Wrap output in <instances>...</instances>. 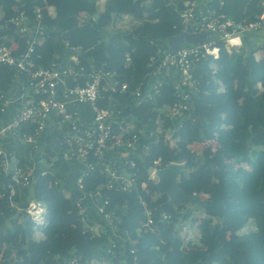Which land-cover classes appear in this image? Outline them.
Returning <instances> with one entry per match:
<instances>
[{
	"label": "trees",
	"instance_id": "1",
	"mask_svg": "<svg viewBox=\"0 0 264 264\" xmlns=\"http://www.w3.org/2000/svg\"><path fill=\"white\" fill-rule=\"evenodd\" d=\"M101 1L48 0L54 7L51 14L46 0H0V46L17 45L14 55H21L26 38L18 34L13 20L21 14L34 19L40 8L50 33L35 45V69L47 68L53 61L67 62L72 48L82 47L79 55L87 72L92 66L117 71L119 80L134 91L149 80L151 59L159 60V49L170 51L171 40L185 31H198L205 18L248 24L264 11L263 0H210L206 6L198 0L193 23L185 24L181 14L193 0H104L100 9ZM125 18L132 24L120 27ZM215 41L221 49L218 59L195 60L196 93L187 103L181 126L164 114L177 100L170 78L161 77L164 83L153 100L140 103L130 93L121 97V109L136 130H144L137 177L129 191L107 189V178L92 156L89 161L95 168L84 176L82 190L77 181L85 166L70 161L76 171L73 177L45 169L32 187H16L11 196V175L5 173L0 156V217L7 223L0 230V264H70L74 259L79 264H264V45L247 52L245 37V48L230 53L217 36ZM16 75L15 68L0 66V92H10ZM219 95L230 98L233 106L213 107ZM3 106L0 97V119L8 121L7 112L1 113ZM153 113L169 128L159 141ZM36 126L24 127L22 133L33 134ZM114 133H119L117 127ZM212 139L219 143L214 151L189 154L185 149ZM53 157L54 152L45 155L48 164ZM170 163H185L178 185L186 194L206 196L200 219L190 211L181 216L183 205H170L168 194L160 193L150 178L151 170ZM19 165L27 166V160L22 157ZM98 192L96 201L113 215V227L99 210L98 219L89 220L93 211H86L87 203L84 215L77 206L84 194ZM33 199L47 207L43 226L25 211ZM148 211L152 227L145 226ZM164 212L169 219L162 218ZM189 220L200 233L196 243L178 231L180 221ZM38 230L44 238L37 239Z\"/></svg>",
	"mask_w": 264,
	"mask_h": 264
},
{
	"label": "built area",
	"instance_id": "2",
	"mask_svg": "<svg viewBox=\"0 0 264 264\" xmlns=\"http://www.w3.org/2000/svg\"><path fill=\"white\" fill-rule=\"evenodd\" d=\"M187 5L189 7L181 14L185 24L193 23L198 0H193ZM262 5L264 9V0ZM46 9L51 13L52 7L46 6ZM41 10L39 8L36 11L37 15L34 19L21 14L13 20L18 34L26 38L27 48L21 55H14L17 45L0 46V66L15 68L16 79H22L33 95L28 105L23 106L8 121L1 120L0 122V156H2L5 173L11 175V183L8 186L11 196L15 193L16 187H32L35 177L28 165L24 167L19 165L21 156L15 151H5L4 145L7 142L3 143L2 140L18 139L20 142L39 149V139L49 120L56 122L60 131L59 147L61 151L63 150L62 157L85 166L86 170L77 181L80 190L84 188V176L95 168V165L89 161L93 156L101 165L102 173L107 178V189L129 191L137 177L136 169L139 166L137 155L144 130H136L132 120H129L128 115L121 109V97L130 93L140 103L142 100H153L164 83L161 77L170 78L175 86L177 100L165 110L164 114L166 119L181 126L187 103L196 93V83L192 73L196 58L199 56L219 58L221 49L215 41L216 36L224 43L228 52L232 53L245 48L246 35L264 33V11L255 21L248 24L205 18L198 31L185 32L211 33V38L207 42L183 45L177 52L171 50L166 52L160 48L159 60L151 59L150 67L153 70L149 73V80L134 91H129V84L119 80L117 71L92 66L90 72H87L86 67L81 64L82 59L79 55L82 47L72 48L76 54L72 61H53L47 68L35 69L32 61L35 45L42 43L45 36L50 33L43 23ZM131 62L130 56H127V65L129 66ZM0 97L4 104L1 113L5 114L13 104V99L8 92H0ZM100 102L103 105H100ZM77 105H86L91 108L93 118L90 123L84 121L81 114L71 108ZM156 122L158 129L155 139L159 141L169 128L161 119ZM33 124L37 125L33 134L22 133L24 127ZM116 127L118 134L114 133ZM144 148L149 149L148 146ZM98 196H101V192L96 195H83L77 204L82 215L85 213L83 207L85 200L96 199ZM33 205L43 208L38 217L33 214L36 211ZM98 209L104 221L113 227V215L105 212L104 206H99ZM25 211L38 226L45 224L47 207L42 202L31 200ZM162 218L166 220L170 216L164 212ZM153 225L152 213L148 211L145 226L152 227ZM91 231L95 233V228H91ZM36 237L37 239L44 238L42 230L36 232ZM79 261V259H74L70 264H79Z\"/></svg>",
	"mask_w": 264,
	"mask_h": 264
},
{
	"label": "crops",
	"instance_id": "3",
	"mask_svg": "<svg viewBox=\"0 0 264 264\" xmlns=\"http://www.w3.org/2000/svg\"><path fill=\"white\" fill-rule=\"evenodd\" d=\"M210 0H204L203 5H207V3ZM264 45V41L259 42V44L256 47H259L260 45ZM259 54H262V52H259ZM74 53H71L70 55L66 56L67 61H72V59L75 57ZM10 95L13 99V104L7 109V114L4 117L5 119L11 118L18 112L23 106H26L30 103V101L33 99V95L30 92L29 88L23 83L22 79L17 78L13 84L12 89L10 90ZM72 109L77 110L84 121L90 123L93 118L92 110L89 106L86 105H77V106H71ZM1 122V119H0ZM59 137H60V131L57 127L56 122L53 120H49L47 123V127L42 134L41 138L39 139V149H35L30 144H26L23 142H20L18 139H11L9 140L5 145V151H15L16 153H19L20 156L24 157L27 160V165L33 172L34 177H38L39 174H42L43 170H57L61 175L65 177L72 176L76 173V171L73 170L71 166V162L69 160L64 159L59 154ZM48 150V152H47ZM49 152H54L55 157L52 158L51 163L48 164L47 160L45 159V155H49ZM50 166V167H49ZM54 170V171H55ZM71 178V177H70ZM85 203L86 205V211L87 209L91 208L93 213L91 215H88L89 220L90 219H98V213L95 215V211L98 212L99 204L96 201V199H86ZM7 223L1 219L0 220V230H3L6 228Z\"/></svg>",
	"mask_w": 264,
	"mask_h": 264
},
{
	"label": "rangeland",
	"instance_id": "4",
	"mask_svg": "<svg viewBox=\"0 0 264 264\" xmlns=\"http://www.w3.org/2000/svg\"><path fill=\"white\" fill-rule=\"evenodd\" d=\"M103 3H104V0H102L100 2V4H99L100 5V9L102 8ZM46 4H47V6L52 7L51 14H53V11H54L53 4L48 2V0H46ZM132 22L133 21L130 18H125L124 20H122L120 22L119 26L120 27H128L130 24H132ZM245 37H246V39L248 41L247 49H249V50H246L247 52H251L252 50L250 48L256 47L259 44V42L264 41V33L255 34V35H246ZM262 45H260L259 47H261ZM257 57L261 58L262 55L257 53ZM228 106H233L232 102H231V99L230 98L229 99L226 98V96H224V95H219L216 98V104L213 107L224 109V108H226ZM153 116L155 117L156 121L159 120L158 113L157 114L153 113ZM169 135L171 136V134H169ZM172 143H174V142H172ZM218 146H219V143L215 139H212V141H207L205 144L190 143V144L185 146V149H186V151L189 154H200V153H202L204 151V149L208 148V149H211V150L214 151ZM155 171H156V169L150 171L151 172L150 178L152 180H154L155 183H156L157 182V177L155 175ZM177 181H178V178H177ZM200 197H201V201L202 202L206 201V196H200ZM182 205H183V210L181 212V216L185 215L189 211L192 213V216L198 217L199 219L204 216V214L202 212L203 208L200 207L199 204H195V205L182 204ZM262 215L264 216V203H263ZM181 216H180V218H181ZM94 224L96 225L97 229L100 231V226L101 225L99 224V222L95 221ZM249 227H250V225H249ZM248 228H246L243 231H241V234L246 233ZM178 231L183 236L192 239L195 243L198 241L199 236H200L199 230L197 229L196 225L192 226L190 224V220L187 221V222L180 221L179 230ZM143 244H145V243H143Z\"/></svg>",
	"mask_w": 264,
	"mask_h": 264
},
{
	"label": "water",
	"instance_id": "5",
	"mask_svg": "<svg viewBox=\"0 0 264 264\" xmlns=\"http://www.w3.org/2000/svg\"><path fill=\"white\" fill-rule=\"evenodd\" d=\"M211 38V33H188L183 32L180 36L171 40L170 50L177 52L179 47L184 43L187 44H202ZM185 163L172 165L169 164L164 169H158L161 173V182L156 184L160 193H167L169 196V203L175 207L182 204H199L200 207L206 209L207 201L202 202L200 196L186 194L178 185L180 173L184 168ZM178 178V181H177Z\"/></svg>",
	"mask_w": 264,
	"mask_h": 264
},
{
	"label": "clouds",
	"instance_id": "6",
	"mask_svg": "<svg viewBox=\"0 0 264 264\" xmlns=\"http://www.w3.org/2000/svg\"><path fill=\"white\" fill-rule=\"evenodd\" d=\"M234 43L235 41H230ZM33 208L36 209V211L33 213L35 216H39L40 212L43 211V208H41L39 205H33Z\"/></svg>",
	"mask_w": 264,
	"mask_h": 264
},
{
	"label": "bare ground",
	"instance_id": "7",
	"mask_svg": "<svg viewBox=\"0 0 264 264\" xmlns=\"http://www.w3.org/2000/svg\"><path fill=\"white\" fill-rule=\"evenodd\" d=\"M170 164H172V165H178V164H182V163H170ZM155 175L157 177L156 184H159L161 182V173L158 171V169H156Z\"/></svg>",
	"mask_w": 264,
	"mask_h": 264
}]
</instances>
